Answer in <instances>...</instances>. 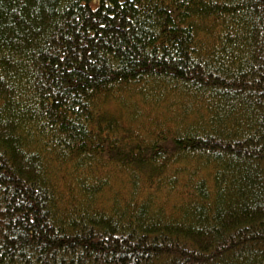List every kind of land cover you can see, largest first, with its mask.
Returning <instances> with one entry per match:
<instances>
[{"label": "trees", "instance_id": "obj_1", "mask_svg": "<svg viewBox=\"0 0 264 264\" xmlns=\"http://www.w3.org/2000/svg\"><path fill=\"white\" fill-rule=\"evenodd\" d=\"M0 264H264V0H0Z\"/></svg>", "mask_w": 264, "mask_h": 264}, {"label": "rangeland", "instance_id": "obj_2", "mask_svg": "<svg viewBox=\"0 0 264 264\" xmlns=\"http://www.w3.org/2000/svg\"><path fill=\"white\" fill-rule=\"evenodd\" d=\"M110 197H111V194H110V192H108V193L104 196L105 201H106V200L109 201V198H110Z\"/></svg>", "mask_w": 264, "mask_h": 264}]
</instances>
